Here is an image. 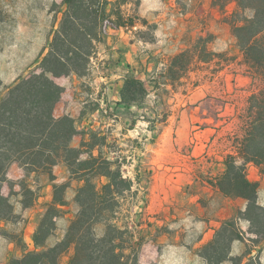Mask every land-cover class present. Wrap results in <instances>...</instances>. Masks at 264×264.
Segmentation results:
<instances>
[{
    "label": "rangeland",
    "instance_id": "obj_1",
    "mask_svg": "<svg viewBox=\"0 0 264 264\" xmlns=\"http://www.w3.org/2000/svg\"><path fill=\"white\" fill-rule=\"evenodd\" d=\"M105 1L112 19L126 26L103 37L84 74L55 78L64 89L56 115L80 120L75 147L96 132L107 137L104 156L124 163V177L134 184L121 200L118 224L133 234L131 242L139 250L140 264H208L202 249L209 242L200 246L204 231L200 220L207 213L221 211L226 201L222 194L210 202L203 186L220 177L219 163L223 166L226 155L235 153L233 135L248 98L260 88L264 92V84L253 85L232 32L236 4L187 0L182 9L194 15L184 18L187 28L170 33V29L158 30L155 22L143 16L153 9L149 0L144 5V0ZM67 9L64 0H0L1 96L20 77L40 67ZM131 20L134 28L128 26ZM108 73L141 78L148 95L130 108L113 102L107 105L99 95H114L111 83L101 79ZM98 154L99 149L95 151ZM260 173H264V166L249 165L250 179ZM53 174L57 177L54 182L45 175H31L37 202L25 208L21 201L27 198L19 185L24 171L17 164L10 167L2 192L11 198L15 212L6 222L0 221V264L31 251L27 245L34 238L44 203L51 201L54 183H68L69 201L83 184L69 178L65 165L55 167ZM231 199L239 208L221 221L213 239L224 221L247 208L244 199ZM259 204L264 207V189L259 191ZM74 208L72 203V214ZM188 209L195 213V219L188 217ZM67 226L65 220L57 222V235L49 245L64 235ZM236 228L245 240L231 244V259L252 247L250 223L241 216ZM259 247L262 251L253 248L252 256L264 264V241ZM70 256L64 255L61 263L67 264Z\"/></svg>",
    "mask_w": 264,
    "mask_h": 264
},
{
    "label": "trees",
    "instance_id": "obj_2",
    "mask_svg": "<svg viewBox=\"0 0 264 264\" xmlns=\"http://www.w3.org/2000/svg\"><path fill=\"white\" fill-rule=\"evenodd\" d=\"M225 1L236 4L231 17L232 32L253 85L261 86L264 84V0ZM64 2L68 9L40 67L20 77L5 96L0 93V221L6 222L15 212L11 198L2 192L13 164L24 171L19 185L25 191L23 197L27 198L21 201L25 208L37 202L33 184L29 181L32 174L48 176L50 182H54L57 177L53 170L62 164L68 168L69 178L83 184L75 191L74 199L69 201L68 183H54L51 201L44 203L37 221L33 238L35 249L21 258L11 259L8 264H62L61 258L66 254H71L67 264H140L139 250L131 242L133 234L118 224L121 200L134 184L124 177V163L120 158L104 156L107 137L96 132L90 133L89 140L83 139L80 147H75L73 141L80 134V120L69 115H56L64 89L55 78L84 74L97 44L103 37L110 36L111 30L126 25H118L112 19L108 1ZM128 26L134 28L135 22L129 21ZM147 95L144 81L128 76L120 92L121 100L115 105L130 108ZM105 103L109 104L107 99ZM247 103L233 135L236 151L226 155L224 172L216 181H211V185L225 197L244 199L247 208L224 221L215 238L203 247L202 256L208 264L226 261L259 264L252 254L253 248L262 251L259 245L264 241V207L259 204L260 183L249 178L248 168L251 164L264 166L262 88L254 92ZM98 106L101 103L98 102ZM97 149L99 154L95 155ZM103 180L105 183L99 186ZM72 203L75 205L73 214ZM241 216L250 223L252 247L241 257L231 259V244L235 240H245L243 233L236 228ZM59 220L67 221L68 226L64 235L49 245L57 235ZM147 224L151 226V223Z\"/></svg>",
    "mask_w": 264,
    "mask_h": 264
},
{
    "label": "crops",
    "instance_id": "obj_3",
    "mask_svg": "<svg viewBox=\"0 0 264 264\" xmlns=\"http://www.w3.org/2000/svg\"><path fill=\"white\" fill-rule=\"evenodd\" d=\"M145 2H147V0L143 1V5L145 4ZM149 2L151 4L150 7L153 8L152 10H156V11L151 10L148 13L144 12L143 16L146 19H149V20L155 22L157 24V26L160 27V28H158V30L159 29H161V30L165 29L167 31L168 29H170L168 31L170 33H175L179 30L181 31V30H183L182 29L183 27L187 28V25L184 24V21H185L184 18H189V16L194 15V13H191L188 10L184 11L182 9L183 3L186 4L187 0H179V1L178 0H149ZM162 2H163V5H161ZM166 4H169V5L167 6ZM163 6H167L168 8L165 7L166 9L164 11L163 10L159 11L158 9L160 7H163ZM180 18H182V19H180ZM113 32L114 31L112 30V32L110 34L112 35ZM121 54L124 55V53L120 52L119 55H121ZM123 60H124V58H123ZM97 69H99V68H97ZM126 72H128V71H126ZM125 77H126L125 75H118V74L114 75L111 73L110 74L108 73L105 76H101V79L106 80V83H111V86L113 87L114 95H113V97H111V95L109 93L105 92V93H102L100 95L97 93V96L99 95L103 98H106L109 104L112 102L116 103V102L120 101L121 100L120 92H121V89L124 85ZM106 83H104V84H106ZM109 88H110V86H109ZM106 99H104V100H106ZM199 143L200 142H197V145ZM194 156H198V155L194 154ZM219 166H221V169H220L218 174L221 175L224 172L225 168H223L224 165L222 166V163H219ZM251 180L258 181L260 183L259 191L264 189V173H260V175L251 178ZM203 189L205 190L206 193L210 194L211 198L213 197L212 199L209 197L208 200H210V202H214L217 195L223 196L216 188H214L211 185L210 182H209V184L204 183ZM223 197L226 201V204H225L224 208L221 209V211H219L216 214L207 213V214H205L204 217H201L200 223H202L204 225V231H201L200 246L210 242L213 239L214 234L216 232V229L219 227L221 221L225 218L230 217L232 214V211L235 212V210L237 208H239V207H236V205L234 204V201L231 198L225 197V196H223ZM241 199L242 198L235 199V200H237V202H238ZM187 214H188L189 218L195 219L194 218L195 213L191 209H188ZM27 247L31 250L35 249L33 238L30 240V243H28ZM10 249H11V247H10ZM10 255H11V253H10Z\"/></svg>",
    "mask_w": 264,
    "mask_h": 264
},
{
    "label": "built area",
    "instance_id": "obj_4",
    "mask_svg": "<svg viewBox=\"0 0 264 264\" xmlns=\"http://www.w3.org/2000/svg\"><path fill=\"white\" fill-rule=\"evenodd\" d=\"M111 31H112V30H111ZM111 31H110V32H111Z\"/></svg>",
    "mask_w": 264,
    "mask_h": 264
}]
</instances>
